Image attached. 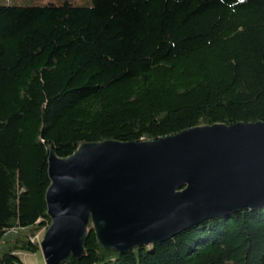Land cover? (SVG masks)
Returning <instances> with one entry per match:
<instances>
[{
    "label": "trees",
    "instance_id": "16d2710c",
    "mask_svg": "<svg viewBox=\"0 0 264 264\" xmlns=\"http://www.w3.org/2000/svg\"><path fill=\"white\" fill-rule=\"evenodd\" d=\"M111 1L0 0V264L40 249L50 152L264 121V0ZM59 264H264V207L123 252L89 218Z\"/></svg>",
    "mask_w": 264,
    "mask_h": 264
},
{
    "label": "water",
    "instance_id": "95a60500",
    "mask_svg": "<svg viewBox=\"0 0 264 264\" xmlns=\"http://www.w3.org/2000/svg\"><path fill=\"white\" fill-rule=\"evenodd\" d=\"M47 171L44 264L83 251L89 218L99 242L123 252L202 219L264 207V121L84 142L66 157L50 152Z\"/></svg>",
    "mask_w": 264,
    "mask_h": 264
},
{
    "label": "rangeland",
    "instance_id": "374dc122",
    "mask_svg": "<svg viewBox=\"0 0 264 264\" xmlns=\"http://www.w3.org/2000/svg\"><path fill=\"white\" fill-rule=\"evenodd\" d=\"M46 1H57V0H13V3H17V4H21V5H27V4H40V3H44ZM76 4H85L90 3L88 2V0H75ZM103 1H107V5H113L111 0H103ZM14 231V230H12ZM45 230H38V232L36 233V235L34 236V238H36L37 240H41L43 237ZM16 254L19 256V258L27 264H44V257L43 254L41 252V250H37L35 252H28V251H22L19 250L16 252Z\"/></svg>",
    "mask_w": 264,
    "mask_h": 264
},
{
    "label": "bare ground",
    "instance_id": "6f19581e",
    "mask_svg": "<svg viewBox=\"0 0 264 264\" xmlns=\"http://www.w3.org/2000/svg\"><path fill=\"white\" fill-rule=\"evenodd\" d=\"M98 232H99V230H98Z\"/></svg>",
    "mask_w": 264,
    "mask_h": 264
}]
</instances>
